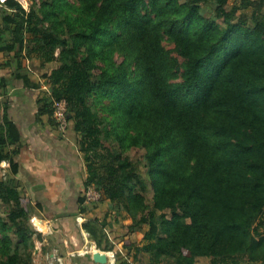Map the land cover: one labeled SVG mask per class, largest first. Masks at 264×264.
Here are the masks:
<instances>
[{"label": "trees", "instance_id": "16d2710c", "mask_svg": "<svg viewBox=\"0 0 264 264\" xmlns=\"http://www.w3.org/2000/svg\"><path fill=\"white\" fill-rule=\"evenodd\" d=\"M32 1L27 10L0 0V54L10 67L58 63L42 75L51 91L35 119L51 131L54 102L69 104L64 134L83 155L84 189L101 193L96 204L79 198L98 246L106 233L90 215L96 207L123 224L134 262L264 264V0ZM100 102L108 115L93 108ZM26 142L22 121L0 122V201L9 208L0 264H29L35 250L32 198L15 177ZM133 148L145 151L151 202L126 155ZM138 232L141 244L126 238Z\"/></svg>", "mask_w": 264, "mask_h": 264}, {"label": "crops", "instance_id": "0c3cea01", "mask_svg": "<svg viewBox=\"0 0 264 264\" xmlns=\"http://www.w3.org/2000/svg\"><path fill=\"white\" fill-rule=\"evenodd\" d=\"M4 66V70L0 71V81L4 80L7 87L9 86L8 91L4 87L2 94V98H8L5 107L6 117L23 122L27 139L15 157L21 166L20 172L15 177L23 193L32 198L33 214L46 220L45 223L53 227V230L48 228V231L42 234V239L36 240L40 250H36L35 259L38 260L45 251L50 258L54 256L56 260L59 259L55 260L56 262H53V259L48 260L46 264H121L125 260L128 261L127 264H138L128 256L129 251L124 247L122 239L123 224L115 217L113 231L110 234L106 232L101 245L103 251L113 252L115 258L108 259L105 263H98L90 254H80L79 251H84L89 240L92 239L96 243L97 241L84 227L87 218L81 212L79 198L85 191L83 183L86 168L76 137L71 133L60 132L56 125L50 124L52 129L47 131L48 121L38 122L35 119L41 104L35 101V106H32L29 103L32 96L38 100L51 91L41 74L38 75L37 81L42 83V86L40 87L39 84L37 88L29 89L25 87L21 77L17 76L16 81L14 80L16 76L13 78V71L16 67L5 64ZM29 77H31L30 81H35L33 76ZM4 164L8 171L9 163L4 162ZM105 204L107 205L106 202ZM126 238L141 244L143 232L128 235Z\"/></svg>", "mask_w": 264, "mask_h": 264}, {"label": "rangeland", "instance_id": "374dc122", "mask_svg": "<svg viewBox=\"0 0 264 264\" xmlns=\"http://www.w3.org/2000/svg\"><path fill=\"white\" fill-rule=\"evenodd\" d=\"M24 6H25V8L27 9V10H30L31 9V7H32V4H33V1L32 0H19ZM72 3H74L75 2V0H70ZM35 2H36V5H35V8L37 9L38 7V5L37 4H39V0H35ZM214 7H213V5L212 4H206V5H204V12H205V14L207 15V16H211V15H213L214 14ZM164 45H165V47H166V49L167 50H169V51H171L172 52V55H174V56H176L178 59H179V61L180 62H183L184 61V59L182 58V57H180L175 51H174V48H175V46H174V44L173 43H171V42H169V41H165L164 42ZM0 71H2V70H4V61L6 60L5 59V57L3 56V54L1 53L0 54ZM114 60H115V62L116 63H120L122 60H123V57L119 54V53H116L115 54V57H114ZM58 65V63H52L51 65H48V66H45V67H43L42 65H41V63H40V61L38 60V59H36V58H33V59H29V58H24L23 59V63H22V67L21 68H17L16 67V69H14V71H13V78H14V76H16V78H14V80L16 81V79H17V76L19 75V74H23V75H26V76H28V78H31V77H29V76H33V78H34V80L35 81H33L32 79V81H30V83L29 84H26L25 83V87H27V88H37V86H39V84H40V87L42 86V83H40L39 81H37V79H38V75L39 74H41V75H43L44 73V71L43 70H47L48 68L47 67H49L50 66V71L52 70V67H55V66H57ZM19 78V77H18ZM40 78V77H39ZM42 78V77H41ZM20 79V78H19ZM44 79V78H43ZM13 80V81H14ZM24 81V80H23ZM25 82V81H24ZM39 82V83H38ZM45 83H46V81H45ZM47 84V83H46ZM48 85V84H47ZM4 87H6V90L8 91L9 90V86L7 87V85L6 86H4ZM2 90H4V88H1V92H2ZM47 96V95H46ZM45 97V96H44ZM44 97L42 96V98H40V99H38L37 100V98L36 99H34V97L32 96V98H31V101L29 102V103H31V105L32 106H35V101H37V104H42V100L44 99ZM7 97L6 98H2L1 100H0V122L1 121H4V119L6 118L5 117V114H4V112H5V107H6V101H7ZM93 103V101H90V104H92ZM93 106V105H92ZM93 108H95V110H97V111H100V112H102L103 111V109H101L102 108V103L100 102V103H98V105L97 106H93ZM103 113V112H102ZM104 115L106 114V115H108V113H103ZM57 128V127H56ZM112 126L110 125V126H108V128L106 129L108 132H109V143H110V145H114V144H116L117 142H116V139H115V134L113 133V132H111L112 131ZM58 129V128H57ZM111 130V131H110ZM80 151V150H79ZM145 151L144 150H141V149H139V148H133V149H130V150H128V151H126V155H128L129 156V158L131 159V161L134 163V165L137 167V169H138V171H139V174H140V176H141V178L145 181V183H147V191H146V196H147V198H148V202H151V200H152V189H151V186H150V181H149V177H148V175H147V166H146V162H145ZM6 163H8V162H6ZM2 168H3V170H2V172H1V175L2 176H4L5 174H6V166H5V164L4 163H2ZM21 189V188H20ZM106 203H108V201H106ZM8 207L7 206H5V205H3V203L0 201V213L2 214V215H7V213H8ZM90 215L91 216H94V215H97V216H99V218H100V221H102V222H104L105 223V226H104V232L106 233H111L112 231H111V226H113V219H114V216H113V214L112 215H110V216H108V217H105L106 215H105V209L103 210V211H99V209H98V207H96L94 210H92V211H90ZM33 217H38L39 219H41V217H39V216H36V215H34L33 214V211H32V216H31V219H30V224H31V226H32V228L34 229V231H35V236H34V242H35V246H34V248H35V250H33L32 251V253H31V258H30V260H29V264H46V262H48V260H52L53 259V262L56 260L55 259V257L53 256V257H49V254L47 253V252H45V251H43V254L44 255H42L41 257L39 256L38 257V260H36L35 258H37V254H36V250H40V246L37 244V242H36V240H40V239H42L43 238V236H42V234H45L48 230V228H51L52 230H53V227L51 226V225H45V226H43L42 227V230H37L35 227H34V225H33V223H32V220H33ZM112 218V219H111ZM46 221V220H45ZM117 233V232H116ZM142 233V232H141ZM37 234H39V236H37ZM142 235V234H141ZM140 235V236H141ZM1 237H2V233L0 232V239H1ZM90 238V237H89ZM91 239V238H90ZM88 246H86L85 248H84V251L83 250H81V251H79L80 252V254H86V252H87V254H90L91 255V257H92V253H94V251H98L99 249L100 250H102L103 251V248L101 247V246H98V244L96 243V242H94L92 239L91 240H89V242H88V244H87ZM43 248V247H42ZM95 249H97V250H95ZM99 250V251H100ZM22 252V256H23V258H25L26 260H27V257H26V254H24V253H26L25 251H21ZM79 252H78V254H79ZM46 257V258H45ZM48 258V259H47ZM93 258V257H92ZM24 259V260H25ZM59 259H57L56 261H58ZM44 261V262H43ZM55 261V262H56ZM138 263V262H137ZM138 264H140V263H138Z\"/></svg>", "mask_w": 264, "mask_h": 264}, {"label": "built area", "instance_id": "2783aa9c", "mask_svg": "<svg viewBox=\"0 0 264 264\" xmlns=\"http://www.w3.org/2000/svg\"><path fill=\"white\" fill-rule=\"evenodd\" d=\"M1 99H2V94H1V87H0V100ZM68 113H69V104L65 99L56 100L54 102L53 119H54L56 127L62 133H64L68 128ZM83 196L85 197L86 203L96 204V202H98L101 199V193L94 186L86 189L84 191ZM32 223L37 230H42V227L46 225L45 221L43 219H39L38 217H33ZM103 252L106 253L105 255L106 261H108V259L115 258V254L113 252H110V251L109 252L103 251ZM92 257L96 262L103 263L95 259V252L92 253Z\"/></svg>", "mask_w": 264, "mask_h": 264}, {"label": "bare ground", "instance_id": "6f19581e", "mask_svg": "<svg viewBox=\"0 0 264 264\" xmlns=\"http://www.w3.org/2000/svg\"><path fill=\"white\" fill-rule=\"evenodd\" d=\"M95 252V254H96V256H98L99 257V255H100V257L99 258H102V257H104L105 255H106V253H104L103 251H94Z\"/></svg>", "mask_w": 264, "mask_h": 264}, {"label": "water", "instance_id": "95a60500", "mask_svg": "<svg viewBox=\"0 0 264 264\" xmlns=\"http://www.w3.org/2000/svg\"><path fill=\"white\" fill-rule=\"evenodd\" d=\"M95 259L98 260V261H101V262H103V263L107 262V261H106V256H104V257H102V258H99V257L96 256V254H95Z\"/></svg>", "mask_w": 264, "mask_h": 264}]
</instances>
